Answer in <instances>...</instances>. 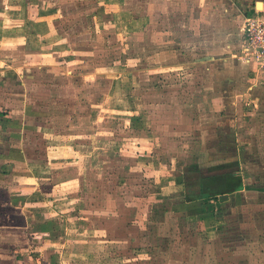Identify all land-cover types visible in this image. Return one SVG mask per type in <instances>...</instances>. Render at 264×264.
Listing matches in <instances>:
<instances>
[{
	"label": "rangeland",
	"instance_id": "374dc122",
	"mask_svg": "<svg viewBox=\"0 0 264 264\" xmlns=\"http://www.w3.org/2000/svg\"><path fill=\"white\" fill-rule=\"evenodd\" d=\"M50 1L19 0L18 22L2 27L0 51L38 53L45 73L24 79L36 105L21 106L32 120L18 144L21 214L0 220L14 231L0 235V264L263 261L264 190L228 191L251 176L264 185V84L259 107L251 95L226 104L234 95L206 59L211 0ZM254 127L261 148L236 173V135L248 145Z\"/></svg>",
	"mask_w": 264,
	"mask_h": 264
},
{
	"label": "crops",
	"instance_id": "0c3cea01",
	"mask_svg": "<svg viewBox=\"0 0 264 264\" xmlns=\"http://www.w3.org/2000/svg\"><path fill=\"white\" fill-rule=\"evenodd\" d=\"M45 1L51 2L50 0ZM18 2L19 0H0V46L3 45L1 42L5 40L2 38L4 37V33H2V27H4L5 24L8 23L7 21L11 16H13L12 21L14 23L15 20H17L18 22V18L16 17V15L21 11L18 9ZM10 4H12V7L9 6ZM260 5L262 7H260ZM205 7L207 9H205L204 22H206V26H211V28L208 27L206 29L208 38L204 41V45L206 46L205 49H207L206 59H212L208 60L210 61L211 65H213V63L215 64V69H217L216 72L223 83L222 85H224V93L230 96L234 95V97L228 98L226 96V104H237L238 106L240 105V103H242L241 100H244V98H246V95H251V97H253L252 101L254 102V109L255 106L259 107V92L261 87L259 89L257 85L254 86V84L249 83L250 78L252 80L253 77L251 65H253V70L256 67L253 63H244V61H242V59L240 58V55L243 43V26L245 24L246 17L251 16L257 12H260L262 16H264V0H211V3H209L208 6ZM215 10H217L219 14L216 15ZM216 16H221V25H215V27H217V30L212 27L214 26V24H212L213 19ZM150 18L151 16L147 14L145 18L146 22L150 21L151 23L152 21L150 20ZM31 25L32 33L36 34L39 24L37 23V21L33 20V23ZM211 35L212 37L209 41V36ZM17 41H20V39ZM17 41L14 40V42ZM194 44L197 45L200 44V42L196 41ZM1 51H3V49ZM1 51L0 220H2L3 218H12V222L10 223V225H14V217L21 214L19 211L20 207L15 204L18 203L21 199V195L19 194L21 193L20 191L23 187H21V183L19 180L15 181V176L18 175L17 173H15V171H18L17 166L19 165V161L21 160V155H23V152H20V146L18 144L20 143V139H22L21 133L24 131L27 123H32V120H30L29 118L25 119L24 116H22L25 112H23L22 109L24 108H22L21 106H23V101L25 100L30 105H36L32 99L33 94L36 90L35 85H33V83L31 84V86L30 83H28L27 85L24 79L26 78V76L30 77L28 75L32 72L34 66L42 70L41 72H44V66H42V64L36 65L37 59H41V55H39L38 53H20L19 51L18 53H2ZM14 51L15 49H12V52ZM11 80L20 82L18 87H11ZM262 89H264V87H262ZM234 98H236V101H232L234 100ZM242 104L244 105V103ZM255 112L257 111L254 110L252 121H258L259 123L262 120V117L260 115L261 113L259 112L257 114ZM27 114H30V112H27ZM260 127H262V125ZM260 129H258V131ZM253 131L254 133H258L255 127ZM247 137L250 138V140H247L250 144L242 146V135H239L238 133L236 135V141L238 144L237 154L241 164L239 165L240 168L237 167L235 169V171H237L236 173H238L240 169H244V156L247 157L249 152H253V150L254 153L256 151L258 153V149L261 148L260 141L263 138L262 134L260 136L258 133L256 136L251 133ZM250 178H248V181L246 180L247 183L245 180L244 183L242 182L241 189L235 190L232 193L243 194L250 190L251 187H253V189H256V192L254 191L253 193L254 195H256L258 191L261 194V190H264V188H262L264 187V185L262 184L261 180L253 176H251ZM5 207L7 208V210ZM214 215H216V213L214 212V210H212L210 212H207L204 216V224H206V230L211 234L210 237H213L217 233V228L219 227L217 217H215ZM51 224L52 222L42 228L51 229ZM215 224L218 225V227H215ZM4 228H10L9 231L14 232L12 229L13 226L7 227L6 225H2V222H0V235L3 234L5 230ZM3 249L4 245H1L0 243V263L2 261L4 263V259H6V257H4ZM17 260L18 259H14L13 264H19L20 261ZM248 264H264V260L260 261L258 259H254L251 262L248 261Z\"/></svg>",
	"mask_w": 264,
	"mask_h": 264
},
{
	"label": "built area",
	"instance_id": "2783aa9c",
	"mask_svg": "<svg viewBox=\"0 0 264 264\" xmlns=\"http://www.w3.org/2000/svg\"><path fill=\"white\" fill-rule=\"evenodd\" d=\"M240 58L255 65V84H264V16L260 12L246 17Z\"/></svg>",
	"mask_w": 264,
	"mask_h": 264
},
{
	"label": "trees",
	"instance_id": "16d2710c",
	"mask_svg": "<svg viewBox=\"0 0 264 264\" xmlns=\"http://www.w3.org/2000/svg\"><path fill=\"white\" fill-rule=\"evenodd\" d=\"M242 188V184H240L237 188H235V189H230L229 191H228V193H230V192H233V191H235V190H239V189H241ZM202 194H204V196H202L203 197V199H204V202H203V204H204V213L206 214L207 212H210V211H212L213 210V207L211 206V205H207L208 204V202H209V198L210 197H213V194H211V192H203ZM223 198H225V197H223ZM216 199V198H215Z\"/></svg>",
	"mask_w": 264,
	"mask_h": 264
}]
</instances>
